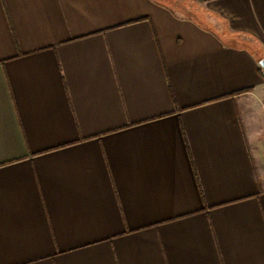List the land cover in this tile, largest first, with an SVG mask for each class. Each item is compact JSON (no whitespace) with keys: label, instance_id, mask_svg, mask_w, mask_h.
<instances>
[{"label":"crops","instance_id":"0c3cea01","mask_svg":"<svg viewBox=\"0 0 264 264\" xmlns=\"http://www.w3.org/2000/svg\"><path fill=\"white\" fill-rule=\"evenodd\" d=\"M161 1L0 0V264H264V0Z\"/></svg>","mask_w":264,"mask_h":264},{"label":"trees","instance_id":"16d2710c","mask_svg":"<svg viewBox=\"0 0 264 264\" xmlns=\"http://www.w3.org/2000/svg\"><path fill=\"white\" fill-rule=\"evenodd\" d=\"M157 1H159L161 4H162V1L161 0H157ZM171 2V1H170ZM174 3H176V1L175 0H172V2H171V4H174ZM179 4L180 5H183V2H179ZM263 70V69H262Z\"/></svg>","mask_w":264,"mask_h":264},{"label":"water","instance_id":"95a60500","mask_svg":"<svg viewBox=\"0 0 264 264\" xmlns=\"http://www.w3.org/2000/svg\"><path fill=\"white\" fill-rule=\"evenodd\" d=\"M261 66H262V68L264 69V59L261 60Z\"/></svg>","mask_w":264,"mask_h":264},{"label":"rangeland","instance_id":"374dc122","mask_svg":"<svg viewBox=\"0 0 264 264\" xmlns=\"http://www.w3.org/2000/svg\"><path fill=\"white\" fill-rule=\"evenodd\" d=\"M167 1H169V0H167ZM170 2V1H169ZM189 6V5H188ZM187 11V10H186Z\"/></svg>","mask_w":264,"mask_h":264}]
</instances>
